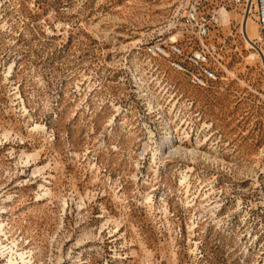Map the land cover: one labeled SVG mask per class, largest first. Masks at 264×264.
Wrapping results in <instances>:
<instances>
[{"label":"rangeland","instance_id":"rangeland-1","mask_svg":"<svg viewBox=\"0 0 264 264\" xmlns=\"http://www.w3.org/2000/svg\"><path fill=\"white\" fill-rule=\"evenodd\" d=\"M216 3L200 87L143 51L184 0H0V264H264V58Z\"/></svg>","mask_w":264,"mask_h":264},{"label":"built area","instance_id":"built-area-1","mask_svg":"<svg viewBox=\"0 0 264 264\" xmlns=\"http://www.w3.org/2000/svg\"><path fill=\"white\" fill-rule=\"evenodd\" d=\"M223 9L228 8L226 5L220 6L216 0H184L177 27L179 38L164 39L163 34L158 39L146 42L143 51L147 63L154 66L153 59L166 61L196 86L208 87L218 81L223 57L212 31L222 24ZM253 9L258 35L249 38L247 26L242 34L245 40L247 37L250 39L251 48L264 58V0H246L243 15L250 16Z\"/></svg>","mask_w":264,"mask_h":264},{"label":"bare ground","instance_id":"bare-ground-1","mask_svg":"<svg viewBox=\"0 0 264 264\" xmlns=\"http://www.w3.org/2000/svg\"><path fill=\"white\" fill-rule=\"evenodd\" d=\"M223 13H224V19H223V21H222V24L219 26V27H226V25L228 24V26L232 23V21H233V19H235V18H237V14L235 13V12H233L232 10H229V9H223ZM225 23H226V25H225ZM240 23H241V31L242 30H244L245 29V26H247V32H248V35H249V30H250V25L251 24H255L256 25V23H254L252 20H251V18H250V16H244V15H242L241 17H240ZM256 27H257V25H256ZM212 35H215V31H212ZM174 39V38H173ZM250 39H248V37H247V40H246V43L249 45V46H251L250 45ZM0 245H1V243H0ZM2 250H3V247H0V253H1V255L3 254V255H5L4 254V250H3V252H2ZM23 257V256H22ZM23 259V258H22ZM10 264H17L16 262H17V260L16 259H14L13 257H11L10 258Z\"/></svg>","mask_w":264,"mask_h":264}]
</instances>
